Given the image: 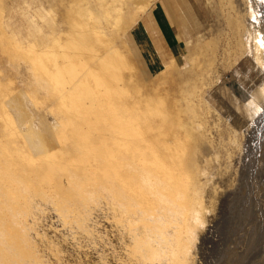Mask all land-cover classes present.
<instances>
[{
	"label": "bare ground",
	"instance_id": "6f19581e",
	"mask_svg": "<svg viewBox=\"0 0 264 264\" xmlns=\"http://www.w3.org/2000/svg\"><path fill=\"white\" fill-rule=\"evenodd\" d=\"M69 1L60 4L66 27L57 34L52 28L44 42L41 35L23 41L0 22L2 55L27 88L11 95L0 90V264H66L52 246L43 257L27 221L31 207L45 202L52 203L71 238L80 240L81 250L95 248L99 264H108L107 257L116 264H192L193 230L206 215L203 188L193 177L194 124L157 97L140 93L141 86L131 91L129 84V92L124 80L136 84L124 34L152 0ZM59 2L53 1V14ZM3 67L0 61V72ZM176 67L172 59L155 78L165 82ZM178 80L175 85L184 91V79ZM27 94L48 95L44 106L57 103L62 110L57 128L52 124L46 131L56 135L52 141L39 121L43 103L26 105ZM22 123L28 124L26 130ZM97 214L108 220V229L101 220L100 228ZM81 252H75L78 259Z\"/></svg>",
	"mask_w": 264,
	"mask_h": 264
},
{
	"label": "rangeland",
	"instance_id": "374dc122",
	"mask_svg": "<svg viewBox=\"0 0 264 264\" xmlns=\"http://www.w3.org/2000/svg\"><path fill=\"white\" fill-rule=\"evenodd\" d=\"M13 1L4 0L3 10L0 5V22H7L23 41L41 35L44 42L52 28L53 34H57L66 27L60 21L64 9L60 4L69 0L58 3L56 14L52 7L55 0ZM133 21L124 35L134 66L132 81L136 84L127 77L124 80L129 83L124 80L122 83L126 88L131 84V91L133 86L138 85L134 89L141 86L140 93L153 95L152 100L157 97L155 100L194 124L196 130L193 177L203 188L206 215L193 230L191 263L264 264V0H152ZM5 58L1 51L4 70L0 72V90L3 93L9 90L10 95L25 90L26 86L15 77ZM172 59H177L178 70H173L165 82L156 79L157 72ZM122 70L127 76L129 70ZM179 77L184 79L181 81L184 91L175 85ZM150 82L158 87L144 86ZM35 97L23 95L26 105L31 106L34 100L43 103L39 121L45 123L44 137L52 141L56 135L50 136L46 131L52 124L53 130L57 128V116L61 117L63 112L58 110L57 103L44 106L50 99L48 95ZM178 101L179 104L175 103ZM162 115L166 121L170 120L167 112ZM162 115L157 119H162ZM27 125L22 123L23 130ZM60 136L64 137L62 133ZM166 139L171 144V138ZM31 213L27 221L35 228L32 235L36 236L43 257L50 254L52 246L66 264H79L91 256L89 262L82 263L99 264L94 247L88 248V253L83 247L89 257L82 255L83 250L77 244L80 240L71 238L52 203L31 207ZM99 217L103 218L97 214V221L108 227V220ZM77 251H82L80 260L75 255ZM108 258L106 263H115L116 260Z\"/></svg>",
	"mask_w": 264,
	"mask_h": 264
}]
</instances>
